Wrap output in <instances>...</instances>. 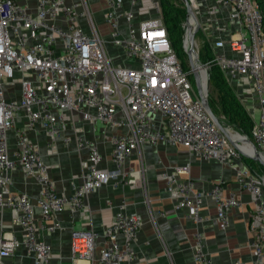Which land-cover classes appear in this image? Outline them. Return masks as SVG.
<instances>
[{
	"label": "built area",
	"instance_id": "obj_1",
	"mask_svg": "<svg viewBox=\"0 0 264 264\" xmlns=\"http://www.w3.org/2000/svg\"><path fill=\"white\" fill-rule=\"evenodd\" d=\"M103 1L104 22L117 50L113 55L84 2L78 9L64 0H0V210L12 211V223L17 226V230L1 227L0 264L18 248L33 256V264H53L50 245L41 239L40 231L57 230L59 212L81 210L88 195L109 179L119 181L120 170L134 151L143 144L161 142L236 170L237 184L255 201L250 247L252 264H261L264 177L240 166L244 156L216 126L193 90L189 72L176 57L163 25L160 0H148L150 17L137 24L134 6L139 0H128L127 8H122L125 0ZM220 1L230 8V25L215 39L212 64L228 79L246 83L255 92L258 110L250 136L264 155L263 14L256 0ZM67 112L80 113L83 120L108 127L105 138L111 144L108 157L112 169L100 168L103 157L97 141L84 138L77 129L72 137L62 133ZM17 119L23 123L17 124ZM37 130L46 133L49 151L54 150L57 138L65 145L74 141L87 150L82 181L73 186L72 193L56 191L48 164L28 136L29 131ZM9 132L13 133V148ZM16 168L36 184L35 199L11 189V172ZM189 172L187 165L162 174L174 206L187 209L199 225L206 220L201 210L204 198L209 197L215 204L219 228H226L229 211L240 204L237 196L233 191L225 193L221 183L201 191ZM141 220L138 214L120 208L101 234L72 230L73 257L87 264H135L134 241ZM193 235L195 262L215 264L203 251L202 232L196 229Z\"/></svg>",
	"mask_w": 264,
	"mask_h": 264
},
{
	"label": "crops",
	"instance_id": "obj_2",
	"mask_svg": "<svg viewBox=\"0 0 264 264\" xmlns=\"http://www.w3.org/2000/svg\"><path fill=\"white\" fill-rule=\"evenodd\" d=\"M64 1L68 5H76L78 9L83 8L82 2L86 4L108 53L113 55V47H110L102 25L104 1ZM128 5V0H125L122 8H127ZM149 7L148 0H139L134 6L136 24L150 17ZM120 22L123 23V20ZM22 123L23 120L17 119V124ZM63 126L62 133L65 135L72 137L77 129L84 138L97 141L103 157L100 168H113L108 157L111 144L105 138L109 132L106 125L85 121L80 113L67 112ZM28 136L38 145L42 158L48 164L56 191L60 194L72 193L73 186L82 181V172L88 160L87 150L84 147L79 148L74 141L65 145L61 138H57L54 150L49 151L46 148L48 137L43 130L29 131ZM8 141L13 148L12 132L8 134ZM187 165L190 171L188 175L194 179L195 187L201 191L221 183L225 193L233 191L237 196L240 204L229 211L226 228H219L215 218V204L209 197L204 198L201 210L206 220L199 225L190 218L187 209L174 206L162 174L171 172L176 166ZM240 166H246L245 160L240 161ZM120 173L119 181L109 179L88 195L81 210L59 212L56 216L60 223L57 230L51 233L44 229L40 231L41 239L50 245L53 264H87L86 260L72 255V230H94L101 234L120 208L142 218L140 231L134 241L137 255L135 264H198L193 258V233L196 229L205 236L203 251L212 257L215 264H231L238 259L244 261V264H252L254 255L250 242L254 235L252 214L255 201L251 194L237 184L236 170L215 160L200 159L188 149L161 142L155 145L143 144L125 161ZM11 176V189L27 192L32 199L37 197L36 184L31 179H25L19 168L13 170ZM12 218V211L0 210V230L1 227L17 230ZM100 243L101 240L96 242L95 250ZM3 264H33V256L23 248H18L11 258L3 260ZM261 264H264V260Z\"/></svg>",
	"mask_w": 264,
	"mask_h": 264
},
{
	"label": "rangeland",
	"instance_id": "obj_3",
	"mask_svg": "<svg viewBox=\"0 0 264 264\" xmlns=\"http://www.w3.org/2000/svg\"><path fill=\"white\" fill-rule=\"evenodd\" d=\"M190 5L191 9H193L197 24L199 25L198 31L195 34V41H196V53L199 61L202 63H209L210 67L207 69L209 73V83L207 86L208 89V100L209 98L212 100V103L218 108H222V102H223V97H224V91L221 89V86L216 85V80L218 82L224 81V83L227 85L229 89L232 90V93H234L235 98L239 105L242 106V110L244 113V119L245 121H240L235 114H225L223 111H221L220 117L229 122V124L232 126L231 131L238 132L240 134L245 135L248 138H251L250 135V130L255 122V118L257 116V110H258V104H257V97L253 89L250 87V85L246 83H241L236 80H230L228 79L225 74L222 72V70L217 66L212 64L214 60V54L217 51L216 48H214L215 45V39H217L219 36H221L222 29L224 27H227L230 25L229 23V9L226 4L221 2L220 0H190ZM257 2V0H256ZM161 4V16H162V22L164 25V19L163 17L165 16V10L170 11L171 15L176 14L178 20L177 21H171L169 22L170 26H173V30L175 32V41L170 42L172 44L173 51L176 55V57L180 60V62L183 64L185 69L189 72V77L192 74L190 73V66H189V61L186 56V52L184 50V38H185V29H184V21L186 17V9L183 5V2L180 0H160ZM264 5V1L261 3ZM105 34H106V39L110 45V47H113L114 54L117 53L116 48L114 47L113 44L110 42V32L109 28L103 21L102 23ZM166 27V26H165ZM121 28L124 30L125 27L121 23ZM167 29V28H166ZM167 29V33H168ZM264 36V34H263ZM218 70L219 75L216 77V79L213 78L214 76V69ZM193 80V78H192ZM194 85V84H193ZM193 90L194 86H193ZM19 92V87L16 89V94ZM196 92V90H195ZM197 94V93H196ZM223 110V109H221ZM225 116V117H224ZM237 123H240L241 125H245L246 128L243 130L241 129ZM243 125V126H244ZM241 144V143H240ZM247 159L250 162L245 163L246 167L249 169H252L256 174L263 176L264 177V168L258 164V162L254 161L253 159H248L243 157V160Z\"/></svg>",
	"mask_w": 264,
	"mask_h": 264
},
{
	"label": "water",
	"instance_id": "obj_4",
	"mask_svg": "<svg viewBox=\"0 0 264 264\" xmlns=\"http://www.w3.org/2000/svg\"><path fill=\"white\" fill-rule=\"evenodd\" d=\"M180 1L183 2V5L186 9V17L183 26L186 33L185 40L187 42V45L185 46L184 43V50L189 61L190 73L192 74L194 89L196 90L198 98L202 102V105L205 107L207 113L209 114L213 122H215L216 126L221 130L224 136L227 137L230 144L234 148H236L238 152L241 153L245 158L253 159L264 168V155L262 152L258 151L252 139L238 132L237 133L240 135V137L232 138L229 134V131H231L230 126L221 121L220 118L214 114L211 105H209L207 89L209 83V73L206 65L199 61L195 49V34L198 31L199 25L197 24V20L193 9H191L189 0ZM202 68H204L205 79H203V73L201 71ZM243 141L247 142L251 146L250 153H246L241 149L240 143H242Z\"/></svg>",
	"mask_w": 264,
	"mask_h": 264
},
{
	"label": "trees",
	"instance_id": "obj_5",
	"mask_svg": "<svg viewBox=\"0 0 264 264\" xmlns=\"http://www.w3.org/2000/svg\"><path fill=\"white\" fill-rule=\"evenodd\" d=\"M262 1H264V0H257V3H258V5H259V7L261 8V11H262V14H263V23H264V5L261 4ZM166 8H168V6H167V7L164 6V10L166 11V12H165V16L163 17V19H164V26H166V28H167L168 30H170V31H168L169 39H170L171 41H175V39H174V38H175V32H174V30H173V26H170V25H169V22H170V20L175 22V21L178 20V18H177V15H176V14L171 15V14H170V11L166 10ZM182 66H183V64H182ZM183 68H185V67L183 66ZM213 73H214L213 78L216 79V77L219 75L217 68L214 69ZM219 76H220V75H219ZM190 81H191V83H192V86H194V85H193L194 83H193V80H192L191 76H190ZM216 85L221 86V89H222L225 93H224L223 102H222L223 107L221 108V109H223V110H221L220 108H218V106L214 105V104L212 103V100L209 98V105H211V108H212L214 114H215L216 116H218V117L220 118L221 121H223L225 124H227V125L230 126V127H232V126L229 124V122L223 120V119L220 117V115H221V111H223L225 114H229V113L232 114V115L235 114V116H236L240 121H243V122H244L245 119H244V113H243V110H242V106L239 105V103L237 102L234 93H232V90L229 89V88L227 87V85L224 83V81H222V83H221V82H218V81L216 80ZM224 117H225V116H224ZM237 125H238L241 129H243V130L246 128V126H245L244 124H243L244 126L241 125L240 123H237ZM250 131H251V130H250ZM249 133H250V132H249ZM249 137H250V135H249ZM244 160H245V163L250 162V161L247 160V159H244ZM250 163H251V162H250Z\"/></svg>",
	"mask_w": 264,
	"mask_h": 264
},
{
	"label": "bare ground",
	"instance_id": "obj_6",
	"mask_svg": "<svg viewBox=\"0 0 264 264\" xmlns=\"http://www.w3.org/2000/svg\"><path fill=\"white\" fill-rule=\"evenodd\" d=\"M191 22V21H190ZM184 43H185V46L187 45V42H186V40L184 39V41H183ZM202 73H203V79H205V73H204V68H202ZM229 134H230V136L232 137V138H239L240 137V135L236 132V131H234V132H232V131H229ZM240 147H241V149L244 151V152H246V153H250L251 152V146L247 143V142H245V141H243L241 144H240Z\"/></svg>",
	"mask_w": 264,
	"mask_h": 264
}]
</instances>
